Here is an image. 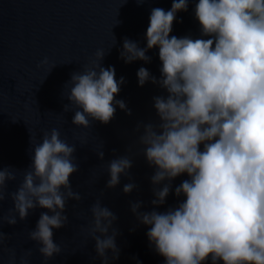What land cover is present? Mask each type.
<instances>
[{"label":"clouds","instance_id":"1","mask_svg":"<svg viewBox=\"0 0 264 264\" xmlns=\"http://www.w3.org/2000/svg\"><path fill=\"white\" fill-rule=\"evenodd\" d=\"M192 2L201 36L210 38L170 35L176 14L187 11ZM149 19L146 47L125 38L120 55L126 63L150 62L148 50L158 47L162 61L159 79L145 67L137 72L140 86L151 80L167 92L153 97L159 121L140 122L136 127L137 132L143 128L139 142L147 163L155 168L150 177L156 197L152 205L166 203L175 178L186 173L189 179L175 187L177 197H186L177 206L141 212L143 201H137L131 203V211L140 223L150 226L149 241L166 264L208 260L264 264V0H172L170 10L155 7ZM106 54L98 49L83 71L71 75L67 99L77 106L72 117L76 126L89 128L93 121L108 124L116 105L131 114L125 101L115 98L125 78L117 81L115 67L102 66ZM42 63L47 64V58ZM31 144L32 163L16 191H6L16 173L11 166L0 167V227L5 221L17 224V214L26 220L30 210L48 209L29 232L47 261L62 252L54 242L53 229L69 221L68 202L82 200L70 180L80 168L74 162L76 145L61 139L59 129L44 132L40 143L32 134ZM97 154L104 159V151ZM132 167L127 155L110 160L106 187L119 185L121 175L131 179ZM137 187L127 183L123 191L131 193ZM9 196L14 207L5 216L3 201ZM91 213L88 231L97 255L108 264L107 250L112 251V259L120 255L116 242L120 232L114 227L118 216L100 199L92 204ZM5 239L0 231V248ZM9 252L15 261V250ZM32 254L28 249L20 264H29Z\"/></svg>","mask_w":264,"mask_h":264},{"label":"water","instance_id":"2","mask_svg":"<svg viewBox=\"0 0 264 264\" xmlns=\"http://www.w3.org/2000/svg\"><path fill=\"white\" fill-rule=\"evenodd\" d=\"M171 6L172 0H0V167L11 166L17 177L7 182L6 191L18 189L24 171L32 163L31 135L35 136V143H40L44 132L56 128L61 139L76 145L74 162L80 170L70 180L73 190L82 196L81 201L68 202L66 226L53 229L54 242L62 248L60 254L45 261L38 251L40 245L29 238L41 212L49 211L37 207L30 210L26 220H20L17 214V224L5 221L0 227L6 236L0 248V264H20L28 249L33 253L29 264H104L88 231L93 220L91 206L97 199L118 216L114 227L120 232L116 237L120 255L112 259V251L107 250L108 264H166L149 241L150 226L140 223L131 211V203L143 201L141 212L154 208L164 212L186 199L175 195V187L189 177L185 173L175 178L166 203L152 205L156 197L150 177L155 168L147 163L144 145L139 142L143 128L137 132L136 127L140 122L159 121L153 97L167 96V92L151 80L140 86L137 72L145 67L159 79L162 61L158 47L148 50L150 62L138 59L126 63L120 53L125 38L146 47L151 10L160 7L167 11ZM194 9L192 2L187 11L176 14L170 35L210 38L201 36ZM98 49L107 52L102 66L115 67L117 81L125 78L115 98L125 101L131 114L116 105L115 117L108 124L93 121L91 127L84 128L72 123L77 106L67 99L72 87L70 79L73 72L83 71L95 59ZM45 58L47 64L42 63ZM100 151L105 153L103 160L97 154ZM123 155L133 160L131 179L121 175L119 185L107 188L108 163ZM127 183L138 187L124 193ZM13 207L9 196L3 201L2 214L6 216ZM9 249L15 250V261L10 259ZM206 264H212L211 260Z\"/></svg>","mask_w":264,"mask_h":264}]
</instances>
